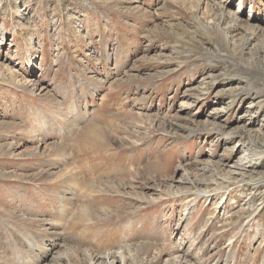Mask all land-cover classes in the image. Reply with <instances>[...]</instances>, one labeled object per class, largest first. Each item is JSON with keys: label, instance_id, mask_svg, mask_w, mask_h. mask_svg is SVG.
I'll list each match as a JSON object with an SVG mask.
<instances>
[{"label": "rangeland", "instance_id": "rangeland-1", "mask_svg": "<svg viewBox=\"0 0 264 264\" xmlns=\"http://www.w3.org/2000/svg\"><path fill=\"white\" fill-rule=\"evenodd\" d=\"M61 254L264 264V0H0V264Z\"/></svg>", "mask_w": 264, "mask_h": 264}, {"label": "bare ground", "instance_id": "bare-ground-1", "mask_svg": "<svg viewBox=\"0 0 264 264\" xmlns=\"http://www.w3.org/2000/svg\"><path fill=\"white\" fill-rule=\"evenodd\" d=\"M64 120V119H63ZM82 137H86V135L85 134H83L82 135ZM101 137V136H100ZM100 137H91L90 139H89V144L88 145H86L85 147H83L82 149H85V151L87 152L86 154H91V153H98V152H101V148H102V142L100 141ZM82 155H84V153L82 154ZM110 166V165H109ZM66 168V167H65ZM64 168V169H65ZM121 169V168H120ZM119 169V170H120ZM108 172V171H107ZM50 174H55V173H53V172H51ZM59 175H57V176H60V178H65L66 176V178L68 179V181L70 182V180H71V170H69L68 169V167L64 170V172L63 171H60V173H58ZM56 175H54L55 177H56ZM85 175V174H84ZM54 177V178H55ZM99 177V176H98ZM86 179V178H85ZM97 179V178H96ZM56 180H58V179H56ZM61 180V179H60ZM80 180V179H79ZM79 180H77V181H79ZM91 180V179H90ZM127 180V179H126ZM67 181V180H66ZM76 181V183L74 184V185H72L71 187H80L81 188V191L85 194L84 196L85 197H87V196H90V189H92V187H91V183H93V182H90V181H87L88 183H90V185L88 186V183L86 184V185H84L82 182L81 183H79V182H77ZM83 181V180H82ZM92 181V180H91ZM68 183V182H67ZM113 182H111V184H112ZM94 184H96V185H98V186H100L101 187V189H105V188H103L102 186H103V183H101V182H97V183H94ZM61 185V184H60ZM71 185V184H70ZM69 186V185H68ZM109 187V186H108ZM112 187V186H111ZM114 187V186H113ZM221 187V186H220ZM219 187V188H220ZM68 188V187H67ZM115 188V187H114ZM69 189V188H68ZM71 191H73L72 189H71ZM76 193V192H75ZM83 197V196H82ZM89 199H90V197H88ZM50 199V198H49ZM83 199H84V197H83ZM70 202V201H69ZM86 202V201H85ZM87 203H89V200L87 201ZM67 204V203H66ZM63 206H65L64 204H62ZM84 205V204H83ZM74 206V205H73ZM76 206H77V204H76ZM75 206V207H76ZM79 206V205H78ZM88 206V205H87ZM63 209V208H62ZM91 209H90V207H89V209H87L86 207H83V208H80V213H79V216H78V218L76 219V220H74V221H71V223L69 224V229L71 230V227L75 230L80 224H82V223H84V222H89L91 219H95V217L98 215V212L95 210L94 212L93 211H90ZM62 211V210H61ZM66 213V212H65ZM66 216V215H65ZM67 217V216H66ZM115 221V220H114ZM52 224H53V222H52ZM78 229V228H77ZM118 235V234H117ZM63 245H61L60 244V247H62ZM70 252H71V249H70ZM116 252V251H115ZM115 252H114V254H115ZM113 253V252H112ZM65 255L66 254H68L67 252L66 253H64ZM100 253H96L94 256H93V260H95L96 259V262H97V260H99V259H101V255H99ZM117 254H118V252H117ZM111 255H113V254H111ZM64 255H57L56 256V260L57 259H60L59 261H58V264H61L62 263V261L64 260V257H63ZM86 257H88V259L90 260L92 257H91V254L89 253V254H87V256ZM110 257V256H109ZM112 258H113V256H111ZM79 259H80V257H79ZM104 259V258H103ZM102 259V260H103ZM84 260V259H83ZM81 261V260H80ZM100 261V260H99ZM45 262V261H44ZM79 262V261H78ZM116 262H118V260H117V256H114V259L113 260H111V262H110V264H117ZM88 263V262H87ZM92 263V262H91ZM82 264V263H81ZM103 264V263H102Z\"/></svg>", "mask_w": 264, "mask_h": 264}]
</instances>
